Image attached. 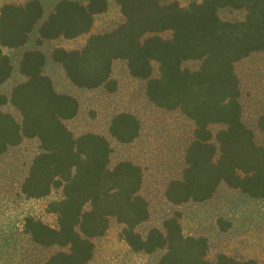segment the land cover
<instances>
[{"label":"trees","instance_id":"trees-1","mask_svg":"<svg viewBox=\"0 0 264 264\" xmlns=\"http://www.w3.org/2000/svg\"><path fill=\"white\" fill-rule=\"evenodd\" d=\"M114 1L122 20L101 33L92 27L107 10L106 0H56L50 10L40 0L0 4V85L18 74L7 92L0 91V157L24 140L37 141L19 193L45 199L44 210L55 218L50 225L26 214L22 236L54 249L38 264H88L95 240L112 221L132 252L158 253L154 264H257L222 251L209 259L206 236L184 233L178 207L204 202L222 185L264 199V112L252 124L243 119L235 71L241 60L264 52V0ZM223 8L242 16L224 19ZM81 35L86 39L80 47L43 49L47 42ZM12 52H18L16 62ZM118 60L144 81L149 104L178 110L193 124L180 174L163 190L165 201L177 208L142 232L138 228L150 212L141 193V165L129 158L113 162L103 133L74 134L66 121L78 113L79 101L56 89L44 71L53 63L77 88L114 91ZM190 61L197 66H185ZM107 133L118 144L132 143L140 133L138 116L112 114Z\"/></svg>","mask_w":264,"mask_h":264},{"label":"rangeland","instance_id":"rangeland-1","mask_svg":"<svg viewBox=\"0 0 264 264\" xmlns=\"http://www.w3.org/2000/svg\"><path fill=\"white\" fill-rule=\"evenodd\" d=\"M22 1L0 0V4ZM40 1L46 10H50L56 0ZM106 1L108 8L95 16L92 32L108 31L122 20L115 1ZM178 1L186 4L190 0ZM219 14L224 19L242 16L240 11L228 8L221 9ZM85 39L86 35L60 38L47 42L43 49L48 52L54 46L77 48L84 44ZM11 54L16 62L18 52ZM197 64L190 61L185 66L195 68ZM44 71L52 77L56 89L72 94L79 101L78 113L66 121L74 134L85 131L103 133L112 146L113 162L129 158L141 165L144 173L141 193L148 201L150 217L138 229L142 232L148 226H159L164 216L177 208L165 201L163 190L168 179L180 174L184 150L192 137V122L178 110L168 112L149 104L144 93V81L128 74L122 60L113 64L114 91L104 87L77 88L53 63H48ZM235 71L240 80L243 119L252 124L255 117L264 112V52L253 53L241 60ZM17 79L15 71L6 84L0 85V91L7 92ZM121 110L133 112L140 121L139 136L130 144H118L107 133L111 115ZM37 145L34 139L24 140L0 157V264H38L39 259L54 250L32 245L21 233L26 214H33L50 225L55 223L54 216L44 210L45 199H25L19 193L29 162L38 151ZM178 208L182 212L184 233L206 236L209 259L222 251L237 258H254L257 264H264V199L249 198L222 185L208 200L186 203ZM118 231L119 225L112 221L107 233L95 240V252L88 264L155 263L158 253L132 252L118 238Z\"/></svg>","mask_w":264,"mask_h":264}]
</instances>
